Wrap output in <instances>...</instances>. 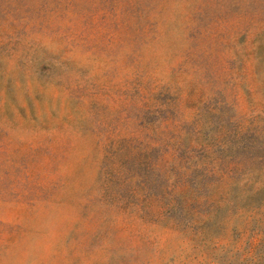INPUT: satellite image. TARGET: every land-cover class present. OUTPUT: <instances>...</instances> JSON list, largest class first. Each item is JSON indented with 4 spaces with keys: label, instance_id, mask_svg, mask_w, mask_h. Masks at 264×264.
I'll use <instances>...</instances> for the list:
<instances>
[{
    "label": "rangeland",
    "instance_id": "374dc122",
    "mask_svg": "<svg viewBox=\"0 0 264 264\" xmlns=\"http://www.w3.org/2000/svg\"><path fill=\"white\" fill-rule=\"evenodd\" d=\"M0 264H264V0H0Z\"/></svg>",
    "mask_w": 264,
    "mask_h": 264
}]
</instances>
